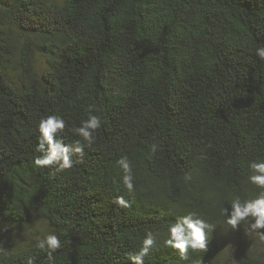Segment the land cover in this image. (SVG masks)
I'll use <instances>...</instances> for the list:
<instances>
[{
    "label": "trees",
    "instance_id": "obj_1",
    "mask_svg": "<svg viewBox=\"0 0 264 264\" xmlns=\"http://www.w3.org/2000/svg\"><path fill=\"white\" fill-rule=\"evenodd\" d=\"M259 46L264 0L0 1V264H131L148 231L144 264H264V242L224 211L260 192L248 183L264 160ZM89 109L101 127L83 157L34 167L41 117L65 119L67 144ZM189 212L212 231L184 259L164 241ZM49 233L62 245L51 258L36 247Z\"/></svg>",
    "mask_w": 264,
    "mask_h": 264
},
{
    "label": "clouds",
    "instance_id": "obj_2",
    "mask_svg": "<svg viewBox=\"0 0 264 264\" xmlns=\"http://www.w3.org/2000/svg\"><path fill=\"white\" fill-rule=\"evenodd\" d=\"M256 56L264 61V46L255 49ZM66 121L60 115H48L41 117L37 126V143L35 152L39 153L32 161L33 166L39 169L54 168L56 171H64L73 167V156L83 157L85 147H90L95 142L94 133L101 127V119L89 109L88 118L82 120L78 127L71 129L76 139L72 143H65L62 133L66 128ZM83 141V143L81 142ZM152 152L157 151V145H152ZM82 162V161H81ZM118 167L123 171V184L129 190L134 189L131 162L127 156L121 157L117 162ZM251 175L248 183L260 189V192L253 198L242 200L239 196L232 199L230 213H227L226 225L231 231H237L242 225L246 234H253L264 242V160L252 161L249 164ZM116 203L127 206L124 197L117 196ZM212 231L205 219L195 212H189L176 219L167 229V239L164 241L167 247L178 250L181 258L186 259L189 249L204 250L207 248V233ZM156 235L148 231L143 239L142 246L134 253L128 255L131 264H144L145 258L156 246ZM61 241L54 233H49L37 242L36 247L45 250L51 258L52 253L61 248ZM27 264H33L28 258Z\"/></svg>",
    "mask_w": 264,
    "mask_h": 264
},
{
    "label": "rangeland",
    "instance_id": "obj_3",
    "mask_svg": "<svg viewBox=\"0 0 264 264\" xmlns=\"http://www.w3.org/2000/svg\"><path fill=\"white\" fill-rule=\"evenodd\" d=\"M0 1H5V0H0ZM58 1H62V0H58ZM39 64L40 65H43L44 64V61H43V59H39ZM222 234H223V239H227L228 238V233L226 232V231H222L221 232ZM28 236H30L29 234H27L26 236H24L23 238H26V237H28ZM19 242V240H18V238H16V239H12V241H9V245H10V243H12V244H16V243H18ZM234 264H241V263H239L237 260H235V262H234Z\"/></svg>",
    "mask_w": 264,
    "mask_h": 264
}]
</instances>
